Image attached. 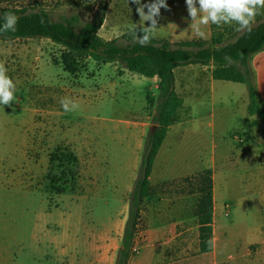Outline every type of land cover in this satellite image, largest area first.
Wrapping results in <instances>:
<instances>
[{
	"label": "rangeland",
	"instance_id": "obj_1",
	"mask_svg": "<svg viewBox=\"0 0 264 264\" xmlns=\"http://www.w3.org/2000/svg\"><path fill=\"white\" fill-rule=\"evenodd\" d=\"M100 2L0 0V8L44 10L54 21L77 15L88 22ZM166 3L169 10L160 11L156 40L176 44L220 38L227 44L245 31L237 30L235 23L213 24L204 27L203 37L197 36L185 0ZM136 7L131 0H109L99 37L112 41L131 32L133 24L147 27ZM263 22L261 9L251 27ZM65 55V49L47 39L0 40V61L17 86L12 105H0V264H115L122 246L130 194L153 133L157 89L153 81L118 62L79 58L70 73L64 69ZM246 92L243 84L226 86L220 81L214 106L208 91L203 92L193 105L194 115L205 118L206 137L188 134L180 146L163 152L152 180L154 184L167 173L177 177L194 172L215 157V172L209 170L223 184L215 218L214 255L220 261L254 240L264 223L258 208L264 189V145L260 122L247 114ZM64 97L79 108L65 112L60 104ZM210 114L214 119L206 118ZM210 122L219 128L214 134L206 128ZM59 147L69 148L78 159L74 179L68 172L63 175L57 164L50 166L49 157ZM183 164L191 167L183 169ZM193 184L191 177L156 187L153 199L194 195V216L199 194ZM156 214L160 221L161 211ZM183 237L177 251L168 249L165 243L175 234L149 232L143 205L129 264H176L171 256L187 259L179 264H210L208 258H196L192 231Z\"/></svg>",
	"mask_w": 264,
	"mask_h": 264
},
{
	"label": "trees",
	"instance_id": "obj_2",
	"mask_svg": "<svg viewBox=\"0 0 264 264\" xmlns=\"http://www.w3.org/2000/svg\"><path fill=\"white\" fill-rule=\"evenodd\" d=\"M109 0H101L100 7L88 22L77 15L54 21L44 10L0 8V25L6 13H13L19 20L16 30L0 32V40L47 39L61 46L68 55L63 57L64 69L76 70L75 60L90 59L98 64L121 63L127 71L147 79H157L155 130L150 133L140 174L130 194L126 226L122 246L115 264H129L133 256V245L140 222L144 200L153 194L149 177L156 155L164 141L168 128L176 121L182 99L175 90L174 71L189 65H213L212 78L216 81L232 82L246 86L248 95L247 114L257 118L261 125L264 145V105L257 92L252 58L264 51V22L251 30H245L234 41L223 44L220 38L210 42L193 40L172 44L154 37L146 46L133 39V30L121 38L105 41L98 35L103 25ZM142 27L135 28L140 34ZM257 123H254L256 126ZM50 166L57 164L62 174L68 172L74 179L73 168L78 164L75 154L67 147L57 148L49 157ZM210 170L194 176V192L199 194L195 217L198 222V252L208 254L213 250V191ZM62 175V176H63ZM55 179H50L52 184ZM187 180V179H186ZM191 180V179H189Z\"/></svg>",
	"mask_w": 264,
	"mask_h": 264
},
{
	"label": "crops",
	"instance_id": "obj_3",
	"mask_svg": "<svg viewBox=\"0 0 264 264\" xmlns=\"http://www.w3.org/2000/svg\"><path fill=\"white\" fill-rule=\"evenodd\" d=\"M252 69L255 73L256 79V87L257 92L260 97L262 104L264 105V51L256 54L252 58L251 62ZM214 70L213 65L210 66H200V65H189L184 67H179L174 71L175 76V90L179 95L183 92L184 96L180 97L182 99V106L178 110L176 121L168 128L164 141L156 155L152 166V172L149 177V182L154 191L156 187H162L164 185L175 184L176 181H180L182 179L193 178V176L198 175L203 170H209L215 172V157H212L211 164L206 165L203 168H198L196 171L191 173H186L183 176L171 177L168 176V173L162 175L157 178L155 183H152V180L155 176L156 164L158 163V159L163 154V152H169V149L172 147L180 146L186 136L188 134L192 136H201L206 137V133L204 131V117H199L194 115V105L193 103L201 100L203 96V92L209 93V101L210 105L214 106V102H216L215 95V87L220 83V81H216L212 78V71ZM155 83V89H157V79H150ZM223 82V81H222ZM226 86H237L240 84L232 83V82H224ZM247 94V92H246ZM220 102H222L220 100ZM202 103H200L201 105ZM247 106H248V95H247ZM246 106V110H247ZM206 118L214 119V115L210 114ZM206 128H208L212 134H214L219 128L216 126L215 122H210L207 124ZM204 131V132H203ZM231 135V134H230ZM237 139V138H235ZM233 141V140H232ZM234 142V141H233ZM231 151V149H230ZM243 152V151H240ZM247 153V152H246ZM223 159H226L225 154H223ZM228 159V158H227ZM249 160V159H248ZM253 161V160H252ZM187 166L183 169H188V164H183ZM163 170V169H161ZM264 176V173H262ZM223 184L220 186L216 180L215 176L212 178V191H213V250L208 254H199L196 258L203 256L208 258L210 264H264V223L261 227V231L256 236V238L248 243H245L241 246V249H236L235 252H230L229 257L226 261H220L217 258L215 253V221L216 215L219 207V201L221 199L220 193H222ZM146 198L144 200V214L146 219L148 220L149 232L151 233H161V234H175V238L168 240L165 246L170 249L178 250L180 242H183V236L190 231L194 234L197 252H198V222L193 216V211L195 207L191 204V198L194 195H178L172 198L167 199H153L154 195ZM149 200L151 204H149ZM259 212L264 215V189L261 192L260 200H259ZM233 207V206H232ZM231 207V208H232ZM224 208V205H223ZM224 210H226L224 208ZM157 211H161L160 218L158 221ZM240 251V252H238ZM199 253V252H198ZM171 263L176 261V264L184 263L187 260L184 256H171ZM173 261V262H172Z\"/></svg>",
	"mask_w": 264,
	"mask_h": 264
},
{
	"label": "clouds",
	"instance_id": "obj_4",
	"mask_svg": "<svg viewBox=\"0 0 264 264\" xmlns=\"http://www.w3.org/2000/svg\"><path fill=\"white\" fill-rule=\"evenodd\" d=\"M129 3V0H128ZM135 4L136 13L140 20L148 22V26L135 30L133 24V39L141 46L151 42L158 29L160 11H168L166 0H151L150 3H141V0H131ZM188 16L191 18L190 27L197 36H204V27L216 25H238L240 31L251 30L255 17L264 9V0H185ZM147 9V12H145ZM130 10V9H129ZM131 11V10H130ZM4 23L0 25V32L15 31L19 18L13 13H6L3 17ZM16 84L7 75L4 62L0 61V105L11 106L15 99ZM65 112H72L79 108V104L71 98L64 97L60 100Z\"/></svg>",
	"mask_w": 264,
	"mask_h": 264
},
{
	"label": "water",
	"instance_id": "obj_5",
	"mask_svg": "<svg viewBox=\"0 0 264 264\" xmlns=\"http://www.w3.org/2000/svg\"><path fill=\"white\" fill-rule=\"evenodd\" d=\"M154 130H155V126L152 128V132H154Z\"/></svg>",
	"mask_w": 264,
	"mask_h": 264
}]
</instances>
